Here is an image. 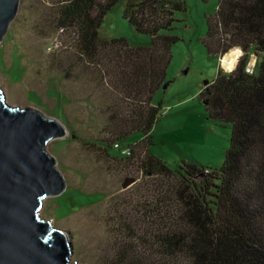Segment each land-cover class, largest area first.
<instances>
[{"label":"trees","instance_id":"trees-1","mask_svg":"<svg viewBox=\"0 0 264 264\" xmlns=\"http://www.w3.org/2000/svg\"><path fill=\"white\" fill-rule=\"evenodd\" d=\"M119 1L43 0L56 49L64 48L62 61L74 63L61 67L66 77L78 71L106 90L101 112L108 156L120 150L119 142L142 134L122 153L126 160L135 153L138 169L159 187L140 206L136 229L127 227L102 264H264V0H217L207 21L203 44L209 55L221 59L236 47L244 52L235 71L226 75L219 68L200 94L209 118L231 130L218 170L171 165L149 154L161 109L152 100L167 84L171 48L179 40L175 16L186 11L185 1L125 0L123 18L150 38L140 47L100 36ZM249 50L262 55L257 74L246 69Z\"/></svg>","mask_w":264,"mask_h":264},{"label":"rangeland","instance_id":"rangeland-1","mask_svg":"<svg viewBox=\"0 0 264 264\" xmlns=\"http://www.w3.org/2000/svg\"><path fill=\"white\" fill-rule=\"evenodd\" d=\"M184 1L186 11L175 16L173 33L179 40L171 48L167 87L152 100L161 109L151 130L149 154L171 165L194 163L218 170L229 147L230 126L209 118L200 100L205 84L215 79L219 68L224 72L221 59L209 55L203 44L217 0ZM124 2L120 0L105 16L101 38L124 39L130 47L149 46V36L136 32L123 18ZM49 7L43 0L19 1L0 44V89L8 104L37 109L65 128L66 135L51 140L46 151L66 188L43 201L40 216L68 234L71 262L102 264L115 241L126 236L127 227L140 221V206H147L149 195L159 187L138 169L135 153L132 160L122 153L142 134L119 142L120 150L111 149L112 157L108 156L107 118L101 112L106 90L78 71L66 77L61 67L68 70L74 63L62 61L65 50L56 49L58 38L51 32ZM66 39L70 43L67 35ZM249 51L246 69L257 74L262 55Z\"/></svg>","mask_w":264,"mask_h":264},{"label":"water","instance_id":"water-1","mask_svg":"<svg viewBox=\"0 0 264 264\" xmlns=\"http://www.w3.org/2000/svg\"><path fill=\"white\" fill-rule=\"evenodd\" d=\"M19 1L0 0V44ZM65 135L59 121L8 104L0 89V264H78L70 260L68 234L40 216L43 201L66 188L46 151L51 140Z\"/></svg>","mask_w":264,"mask_h":264},{"label":"clouds","instance_id":"clouds-1","mask_svg":"<svg viewBox=\"0 0 264 264\" xmlns=\"http://www.w3.org/2000/svg\"><path fill=\"white\" fill-rule=\"evenodd\" d=\"M233 52L236 54L235 60H228L226 66L223 61L221 63V67L224 69V72L226 75L235 71V67H236V64L238 63L239 57H242L244 55L243 50L239 47H236L235 49L230 50L228 55L231 56Z\"/></svg>","mask_w":264,"mask_h":264},{"label":"bare ground","instance_id":"bare-ground-1","mask_svg":"<svg viewBox=\"0 0 264 264\" xmlns=\"http://www.w3.org/2000/svg\"><path fill=\"white\" fill-rule=\"evenodd\" d=\"M228 54H229V52L221 58V63L223 61L225 63V66H226L228 60H235L236 59V54L234 52L231 56H229Z\"/></svg>","mask_w":264,"mask_h":264},{"label":"built area","instance_id":"built-area-1","mask_svg":"<svg viewBox=\"0 0 264 264\" xmlns=\"http://www.w3.org/2000/svg\"><path fill=\"white\" fill-rule=\"evenodd\" d=\"M115 147H118V145H115Z\"/></svg>","mask_w":264,"mask_h":264}]
</instances>
